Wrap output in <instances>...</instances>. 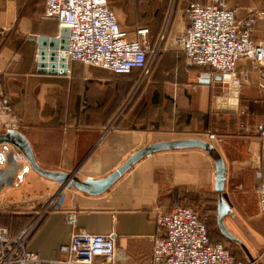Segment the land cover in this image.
I'll return each instance as SVG.
<instances>
[{
    "label": "crops",
    "instance_id": "0c3cea01",
    "mask_svg": "<svg viewBox=\"0 0 264 264\" xmlns=\"http://www.w3.org/2000/svg\"><path fill=\"white\" fill-rule=\"evenodd\" d=\"M194 2L206 3V0H108L121 28L130 37H137L139 28L149 29L152 49L157 47L162 35L174 41L173 37L186 30L189 25L186 9ZM45 4L46 0H0L1 87L18 120L13 128L29 140L35 160L42 168L77 171L81 180L100 179L137 149L155 142L189 138L206 131L207 139L215 145L221 140L210 129L229 124L231 117L227 116L237 114L251 119L255 133L238 137L247 145L241 149L246 159L232 164L240 174L254 170L255 177L250 175L247 180H241L240 187L255 186L258 180V191L264 183L258 133L264 123V89L260 86L264 61L240 60L236 69L239 86L222 76L218 79L220 74L196 69L198 65H190L184 53L181 57V53L170 51L162 52L158 60L168 61V72L176 74L180 70L183 79L162 87L152 79L140 90L141 69L122 75L101 67H84L76 61L68 64L65 74L39 73L38 47L33 38L56 37L61 29L57 19L43 17ZM228 5L235 9L239 19L257 15L252 38L259 39L264 31V0H228ZM152 60L149 56L150 65ZM154 74L152 77L159 73ZM222 83L229 90L222 91ZM233 105L239 110L229 109ZM149 106L163 118H149ZM218 115L224 116L223 124H218ZM249 125L240 117L236 126L248 129ZM7 129L0 123V134ZM211 134L215 137L211 138ZM10 153L22 167L12 175L13 179L0 181V225L17 234L38 217L50 200L60 195V183L38 173L10 144H0V170L7 168ZM228 154L229 148L225 146L222 155ZM213 164L201 149L165 150L141 159L99 195L68 188L57 198L56 208L40 221L28 250L38 255L39 264H59L64 258L61 247L69 244L74 229L80 228L97 234L116 233L117 264H152L158 211L168 212L177 203L195 210L187 195L210 187L217 194L218 205ZM227 180L225 176V186ZM225 200L233 215H226L224 223L227 217L240 221L235 206ZM257 203L260 213L258 194ZM72 215L76 218L75 227L69 221ZM216 225L219 235L239 246L248 258L240 245L222 234L217 215ZM258 229L264 237V228L259 225ZM247 237L257 250H263L251 231Z\"/></svg>",
    "mask_w": 264,
    "mask_h": 264
},
{
    "label": "built area",
    "instance_id": "2783aa9c",
    "mask_svg": "<svg viewBox=\"0 0 264 264\" xmlns=\"http://www.w3.org/2000/svg\"><path fill=\"white\" fill-rule=\"evenodd\" d=\"M186 16L189 25L179 39L190 65L211 69L239 86L238 62L242 59L264 61V31L259 39L252 38L257 15L239 19L228 0H206V3H191ZM43 17L55 18L61 28L70 30L64 51L67 64L81 62L115 74L141 69L148 75L149 54L153 51L148 40L149 29L139 28L137 37L131 38L121 28L108 0H46ZM260 86L264 89V72ZM17 122L0 82V123L14 129ZM259 133L260 156L264 160V123ZM71 187H74L72 182L64 186L60 183L59 196ZM257 194L264 218V183ZM57 198L50 200L38 217L17 234L0 225V264L41 262L35 252L28 250V243L44 215L58 205ZM69 221L76 226L73 215ZM156 221L158 233L153 239L152 264H251L237 261L223 243H212L205 219L185 204L177 203L168 212L158 211ZM116 242L114 232L97 234L75 228L69 244L61 247L64 258L59 264H117Z\"/></svg>",
    "mask_w": 264,
    "mask_h": 264
},
{
    "label": "rangeland",
    "instance_id": "374dc122",
    "mask_svg": "<svg viewBox=\"0 0 264 264\" xmlns=\"http://www.w3.org/2000/svg\"><path fill=\"white\" fill-rule=\"evenodd\" d=\"M23 17L20 19L22 20ZM182 34V33H181ZM181 34L177 35L173 39L168 40V36L165 34L161 36V40H159V44H157V47L153 49V51L150 52L149 56L153 57V60L150 65V71L148 75H144L143 71L141 72V76H139V89L141 90L143 87H145L148 83L154 79V81H157L159 83V87H162V85H169V84H174L176 81L179 83L181 82L182 74L180 70L178 72L173 73L171 71H167V68L169 69L168 61L161 60L159 61V55L162 52L165 51H170L173 53L180 54L181 57H183V51H182V45L180 43V36ZM149 36V34H148ZM136 37V36H135ZM131 37V38H135ZM149 40V38H148ZM152 47V46H151ZM159 66L155 68V66L158 64ZM84 67H93V66H88L85 64H81ZM155 68V69H154ZM196 69L200 70H208L206 67H199L195 66ZM156 69H159L157 71L158 76H153L152 74L155 73L154 75H157ZM213 74V71H211ZM131 74V73H127ZM123 75V74H122ZM232 83L231 81H229ZM233 84V83H232ZM234 85V84H233ZM235 86V85H234ZM169 87V86H167ZM222 91L223 90H229L227 84L224 85V83L221 84ZM242 88V87H241ZM171 89V88H170ZM223 109L228 110L227 107H222ZM229 109L233 110H239L236 106H231ZM225 111V110H224ZM212 112V111H211ZM245 115H237V114H232V116H227L231 117V121L227 125H222V126H216L215 128L213 127L210 129L211 132L217 134L216 139L221 140V142L215 143L216 148L222 155V151L224 152L225 146L229 148V154L227 157L222 155L224 160L226 161V166H227V178L228 180L226 181V186H225V191H224V196L225 198L235 206L237 211L240 214L241 220L237 219H232L231 217H227L225 219V223L227 227L236 235L238 236L243 242H245L248 247L250 248L254 258L257 259V264H264V237L259 235V232L261 230H256L258 226H262L264 228V220L262 216L259 213L258 210V203H257V181L255 180V186H248L249 188H241L240 186V181L241 180H247V178L251 175L252 177L254 176V170L250 171H245V172H235V168L232 164V161H242L246 159V156L241 155V149L243 147H246L247 145L245 142H242L238 140V137H240L243 134L247 133H255L254 127H252V122L251 119L248 117H244ZM224 117V116H223ZM223 117L217 116V121L218 124H223ZM226 117V116H225ZM243 117V119L246 121V123H249L248 129L246 127H240L239 128L236 126L239 118ZM149 118H160V120L163 118V115L161 116L158 111L152 109L151 106H149ZM190 118V115H187V119ZM214 118V117H213ZM204 119V117H203ZM218 127V128H217ZM259 133V131H258ZM193 134V133H191ZM196 134V135H195ZM207 132L206 131H201L198 133H194L193 136H190L191 138H200L204 139L206 141H209L210 139H207L206 137ZM260 134V133H259ZM219 135V136H218ZM182 136V133H181ZM215 136V135H214ZM189 137V138H190ZM258 141V139H255ZM227 141L228 144H227ZM204 153L211 159L213 162L212 158L204 151ZM227 158V159H226ZM249 158V156H247ZM214 165V164H213ZM196 194L192 193L190 195H187L188 198L192 199L194 202L192 204L193 208L197 211V213L205 219V223L208 229V234L211 239L214 240H220L223 242L225 247L230 251V253L234 256V258L237 261H240L238 259L245 260V263H251L250 260L245 256L243 251L240 249L239 246H237L234 243H231L227 241L226 239H223L222 236L219 235V231L216 225V209H217V194L215 193L214 189L210 187L209 189H203L201 191H194ZM251 231V233L256 237V239L262 244L263 250L259 251L256 249L255 245L251 243L250 239L247 237V232ZM244 262V261H243ZM252 264V263H251Z\"/></svg>",
    "mask_w": 264,
    "mask_h": 264
},
{
    "label": "water",
    "instance_id": "95a60500",
    "mask_svg": "<svg viewBox=\"0 0 264 264\" xmlns=\"http://www.w3.org/2000/svg\"><path fill=\"white\" fill-rule=\"evenodd\" d=\"M69 35L70 30L62 27L59 35L56 37L38 35L33 38V42L38 47L37 64L39 73H66L68 64L66 62V57L64 56V51L68 47ZM217 78L221 79V75H218ZM0 144H10L14 148H17L30 165L41 175L62 183V186L68 182H72L76 189L90 195H99L105 192L137 162L152 153L165 150L193 148L204 150L212 158L215 165V190L219 194L217 205V220L219 229L227 239L241 246L252 264H257V259L251 255L244 243L228 230L224 223V217L226 215H233L231 207L223 196L226 166L221 153L218 151L216 146L209 141L200 138H183L155 142L137 149L106 177L100 179L87 178L85 180H81L78 177L77 171L67 173L42 168L35 160L31 143L23 133L16 129H7L5 133L0 134ZM21 167V164L17 163L14 154L10 153L7 156V168L0 170V181L7 178L13 179L12 175H15Z\"/></svg>",
    "mask_w": 264,
    "mask_h": 264
},
{
    "label": "trees",
    "instance_id": "16d2710c",
    "mask_svg": "<svg viewBox=\"0 0 264 264\" xmlns=\"http://www.w3.org/2000/svg\"><path fill=\"white\" fill-rule=\"evenodd\" d=\"M210 72L212 71L211 69H208Z\"/></svg>",
    "mask_w": 264,
    "mask_h": 264
}]
</instances>
